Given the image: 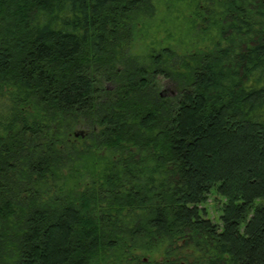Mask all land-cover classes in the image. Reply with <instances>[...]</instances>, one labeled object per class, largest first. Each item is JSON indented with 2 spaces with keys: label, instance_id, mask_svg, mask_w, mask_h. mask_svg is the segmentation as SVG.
<instances>
[{
  "label": "trees",
  "instance_id": "1",
  "mask_svg": "<svg viewBox=\"0 0 264 264\" xmlns=\"http://www.w3.org/2000/svg\"><path fill=\"white\" fill-rule=\"evenodd\" d=\"M157 1L0 0V264H264V0Z\"/></svg>",
  "mask_w": 264,
  "mask_h": 264
},
{
  "label": "rangeland",
  "instance_id": "2",
  "mask_svg": "<svg viewBox=\"0 0 264 264\" xmlns=\"http://www.w3.org/2000/svg\"><path fill=\"white\" fill-rule=\"evenodd\" d=\"M159 1V2H158ZM156 5L155 12L145 20L146 26L142 34H146L145 37L140 35L134 39V51L137 54L144 53V46L150 43V40L163 39L168 40L171 45H173L178 58L180 54L185 53V50L190 49L186 47L189 43L187 31H189L188 25V10L187 7L180 1L175 2L174 0H158ZM156 2V1H155ZM191 29V34L193 30ZM170 35V36H169ZM144 38V39H141ZM141 39V40H140ZM204 44H208L209 41H204ZM150 45V44H149ZM146 51V50H145ZM173 90L170 82L166 79H162V88L160 93H171ZM74 132H80V130H75ZM223 202V199L220 195L215 193V190L212 189L208 194V199L203 203L208 212V217L212 218L215 222H220L218 218L221 207L220 204Z\"/></svg>",
  "mask_w": 264,
  "mask_h": 264
},
{
  "label": "water",
  "instance_id": "3",
  "mask_svg": "<svg viewBox=\"0 0 264 264\" xmlns=\"http://www.w3.org/2000/svg\"><path fill=\"white\" fill-rule=\"evenodd\" d=\"M161 95H162V93H161ZM79 133H80V132H74V135L77 136V135H79Z\"/></svg>",
  "mask_w": 264,
  "mask_h": 264
}]
</instances>
